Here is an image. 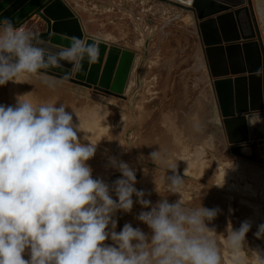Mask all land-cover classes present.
Segmentation results:
<instances>
[{
	"label": "rangeland",
	"instance_id": "rangeland-1",
	"mask_svg": "<svg viewBox=\"0 0 264 264\" xmlns=\"http://www.w3.org/2000/svg\"><path fill=\"white\" fill-rule=\"evenodd\" d=\"M65 1L79 16L87 36L131 53L125 77L130 79L133 71L134 78L128 95L125 96L128 81L123 97H118L36 74L23 76L24 82L0 86V104L15 105L16 97L22 96L34 106L63 104L67 111L75 110L73 122L79 124L81 142L97 144L95 156L88 161L94 178L109 186L121 178L122 174L110 164L109 158L115 157L134 169L135 187L153 205L163 198L169 203L182 198L188 209H218L216 218L206 222L211 230L208 235L221 254L222 264H232L228 259V232L231 228L239 230L243 222L249 223L253 210L247 202L261 205L264 214V200L260 195L253 198L228 189L222 168L245 158L234 151L236 146L229 144L223 128L213 83L204 64L200 20H195L191 8L169 1ZM43 23L34 16L21 27L36 34L45 29ZM259 24L264 31L260 19ZM45 80L54 81L55 87H49ZM245 145L260 151L264 158V147ZM158 150L159 160L155 163L150 157ZM247 163L264 167V159ZM177 174L183 178V185L174 194L168 189V178ZM231 179L228 177L235 183ZM113 199H117L114 194ZM148 210L134 203L131 212L117 211L113 217L117 221L115 230L119 232L125 224H131L150 237L151 229L137 219ZM257 220L250 224L242 245L244 264H262L264 238L258 239L256 233L264 220ZM105 243L114 242L109 238ZM24 258L30 259V250L25 251Z\"/></svg>",
	"mask_w": 264,
	"mask_h": 264
},
{
	"label": "clouds",
	"instance_id": "clouds-1",
	"mask_svg": "<svg viewBox=\"0 0 264 264\" xmlns=\"http://www.w3.org/2000/svg\"><path fill=\"white\" fill-rule=\"evenodd\" d=\"M36 41L32 32L0 21V86L66 63L71 65L67 78L99 56L95 42L80 38L55 51ZM256 74L264 77V66ZM44 82L55 87L54 81ZM21 97L15 105L0 104V264H222L206 223L218 209H188L182 198L153 205L135 187L134 169L115 157L110 164L121 178L112 186L94 178L88 161L97 144L81 142L75 110L34 106ZM150 158L157 163L159 150ZM182 185L180 175L168 178L170 192L178 193ZM134 203L150 209L137 217L151 229L150 237L131 224L115 230V213L131 212ZM250 228L246 221L228 232L232 264H244L241 249ZM256 236L264 238V224ZM109 238L113 244L105 243Z\"/></svg>",
	"mask_w": 264,
	"mask_h": 264
},
{
	"label": "water",
	"instance_id": "water-1",
	"mask_svg": "<svg viewBox=\"0 0 264 264\" xmlns=\"http://www.w3.org/2000/svg\"><path fill=\"white\" fill-rule=\"evenodd\" d=\"M157 1L191 8L195 20H200L205 64L229 144L264 147V77L256 74L264 66V31L255 0ZM231 8L236 10L223 13ZM34 16L45 23V30L34 34L41 46L55 51L67 47L73 38H80L86 43L95 42L99 49L95 63L85 61L82 71L70 77L65 78L71 68L67 63L63 69L41 70L37 75L118 97H123L128 81L125 96L128 95L134 78L133 71L130 79L125 77L131 53L87 36L79 16L65 0H0V21L9 20L19 28Z\"/></svg>",
	"mask_w": 264,
	"mask_h": 264
},
{
	"label": "bare ground",
	"instance_id": "bare-ground-1",
	"mask_svg": "<svg viewBox=\"0 0 264 264\" xmlns=\"http://www.w3.org/2000/svg\"><path fill=\"white\" fill-rule=\"evenodd\" d=\"M254 4H255V10L257 13L258 20L260 19L261 24L263 25L261 18H264V1L258 2V0H256ZM261 5H263V7ZM204 64L201 65L203 68L205 66ZM234 151L237 153V155H240L242 156V158H245V159L244 161L238 160L236 163H233L230 166L226 164L227 165L225 166L226 168L224 167L222 168L223 172H225V175H226L225 178H226L227 185L229 187L228 189L234 192H237L239 194H243L244 196H250L253 198H256L258 195H260L261 198L264 200V167H262V165H260L261 166L260 167V166L247 163V161H251V160H253V162L254 161L259 162L260 160L264 159L259 153L260 151L256 150L255 148H250L248 145H245V146L237 145ZM228 177H231L235 181V183L230 182L228 180ZM247 181H249L252 184H250ZM243 182H245L246 184L242 185ZM247 204L253 210V215L249 217L250 224H255L256 221H258L257 220L258 218H262L264 220V214L261 212V205L254 203V202H247ZM229 257L230 258L228 259L232 260L231 253ZM229 263L231 264V262Z\"/></svg>",
	"mask_w": 264,
	"mask_h": 264
},
{
	"label": "crops",
	"instance_id": "crops-1",
	"mask_svg": "<svg viewBox=\"0 0 264 264\" xmlns=\"http://www.w3.org/2000/svg\"><path fill=\"white\" fill-rule=\"evenodd\" d=\"M262 2V1H264V0H258V2ZM262 7H263V5H261ZM234 10H236L235 8H231V9H229V10H227V11H224L223 13H225V12H232V11H234ZM223 13H220V14H223ZM262 19V23H263V25H264V18H261ZM39 27H40V25H39ZM43 28H45V24L43 23ZM45 30V29H44ZM41 31H43L42 29H40L38 32H41ZM22 79V78H21ZM20 79V81L21 82H24L25 80L23 79V80H21Z\"/></svg>",
	"mask_w": 264,
	"mask_h": 264
},
{
	"label": "built area",
	"instance_id": "built-area-1",
	"mask_svg": "<svg viewBox=\"0 0 264 264\" xmlns=\"http://www.w3.org/2000/svg\"><path fill=\"white\" fill-rule=\"evenodd\" d=\"M19 28L24 30V28H23V27H19Z\"/></svg>",
	"mask_w": 264,
	"mask_h": 264
}]
</instances>
